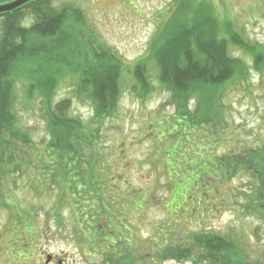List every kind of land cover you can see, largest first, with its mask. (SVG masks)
<instances>
[{
    "label": "rangeland",
    "instance_id": "374dc122",
    "mask_svg": "<svg viewBox=\"0 0 264 264\" xmlns=\"http://www.w3.org/2000/svg\"><path fill=\"white\" fill-rule=\"evenodd\" d=\"M209 1L220 28L219 32L217 28L214 31L220 36L225 32L229 39L228 55L242 61L243 74L235 75L237 67L234 79L222 89L219 107L211 109L207 105L201 116L195 117L196 100L191 98L186 108H178L173 92L161 86L159 68L149 54L157 31L179 0H52L56 9L69 5L81 13L85 22V30L81 27V31L90 35L92 43L83 48L69 46L66 71L60 67L63 73L56 76L53 72L56 82L47 89L46 96L39 93L40 86L35 82L31 91L28 89V80L41 77L32 63L28 65L31 72L23 76L21 70L17 72L13 113L18 129L25 131L30 140L22 143L18 140L14 147L11 144V152L2 150L7 152L6 156L13 154L24 161L27 170L11 163L13 159H0V264H40L38 259L44 251L63 258L65 264H194L187 258L164 256L168 244L183 241L188 245L190 237L200 230L196 224L198 217L186 222L174 220L171 207L166 205L167 200L177 199L178 188L176 181H169L173 163L167 161L164 151L173 145L187 147L186 136L177 135V130L184 129V123L190 121V128L185 129L192 130L194 126L195 133L189 135L192 137L189 145L197 142L198 147L204 146L218 155L228 153V147L235 144L237 152L239 147H264V73L254 68V56L232 41L240 42L234 38V28L248 42V47L257 46L260 59L264 57V0ZM34 20L29 14L22 23L29 26ZM80 37L84 39V34ZM103 50L114 55L112 59L122 73L121 94L115 114L94 123L93 104L77 95V77L64 72L73 73L74 62L84 55H103ZM49 62L47 65L51 67L53 63ZM138 65L152 85L146 96L133 89L135 81L129 69ZM48 97L54 107L68 100L63 106L64 114L89 124L90 128H98L90 138V147L81 148V153L93 156L100 170L109 172L106 186L109 193L103 192L109 212L103 219L100 213L101 217L95 220L97 224L99 221L107 224L104 223L105 231L95 241L85 233L84 218L88 211L83 209L93 205L92 212H99L101 205L96 195L91 194L92 203H87L90 197H82L84 202L72 208L60 196L58 187H53L52 180L49 182L51 175L47 178L37 172L41 169L37 152L46 153L43 149L52 137L45 107ZM9 141L14 142L10 138ZM176 165L180 166L178 161ZM250 185L249 178L235 175L230 187L222 188L219 202L214 203V208L220 211L205 213L201 229L228 237L243 249L245 261L261 264L264 263V210L258 213L245 210L244 192H249ZM146 189L150 191L142 200L144 204L134 207L133 201L138 198L140 202V194ZM211 205V202L207 204ZM20 219L25 222L21 224ZM111 232L114 248L104 237V233L111 235ZM119 232L125 236H118ZM120 246L125 249L123 257H109ZM200 253L195 252L194 258H199ZM197 264L212 263L199 260Z\"/></svg>",
    "mask_w": 264,
    "mask_h": 264
},
{
    "label": "trees",
    "instance_id": "16d2710c",
    "mask_svg": "<svg viewBox=\"0 0 264 264\" xmlns=\"http://www.w3.org/2000/svg\"><path fill=\"white\" fill-rule=\"evenodd\" d=\"M12 1L14 0H0V5ZM195 1L179 0L157 31L149 54L159 68L161 86L173 92L172 96L178 108H186L191 98L195 99L197 109L194 116L200 114V117L207 105H210L211 109L212 106L219 107L218 101L221 100L222 89L226 82L234 79L236 68L238 67V73L235 74L237 77H241L243 71L242 61L232 59L228 55L229 39L225 32H221L222 36L218 33L220 30L217 27L218 18L211 10V1L198 0L197 6ZM51 2L52 0H31L14 10L0 13V159L4 157L13 159L10 160L11 163H15L18 167L23 166L26 170L27 165L16 155L6 156L7 152H11L12 146H17L18 140L21 143L30 140L25 131L18 129L13 113L14 85L19 79L17 72L21 70V76L31 72L28 65L32 63L41 77L28 80L30 81L28 89H32L35 82L40 86L39 93L46 96L47 89L56 82L53 72L56 76L63 73L59 70L60 67L66 71V61L69 58L65 55L69 53L68 50L70 51L69 46L74 44L83 48L92 43L89 39L90 35L81 31V27L85 30V22L78 10L69 5L56 9ZM29 14H32L35 20L27 26L22 21ZM233 33L236 36L234 38L240 42L232 41L248 50L254 56V68L264 73V57L260 59L257 46L248 47V42L244 41L234 28ZM83 34L84 39H81L80 36ZM44 50H47V53H44ZM102 52L105 56L84 55L81 60L78 59L79 62H74L73 73L70 70L64 72L77 77V95L85 97L93 104L94 123L102 121L100 118L104 116L109 118L115 114L121 94L122 73L112 59L114 55L105 50ZM47 61L53 63L51 67L47 65ZM139 68L138 65L132 70L129 69L135 81L133 89L142 96H146L150 93L152 85L148 76ZM67 103H69L68 100H63L54 107L51 105V97L45 101L52 137L43 149L46 153L37 152L36 158L39 159L37 161L41 168L37 172L47 178L51 175L48 178L49 182L52 180L53 187H58L60 196L66 199L72 208L84 202L82 197H90L87 203H92L91 196L96 195L101 205L99 212H92L93 205L87 206L88 208L84 206L83 209L88 211L84 218L85 233L89 239L95 241L97 235L105 231L104 223L107 224L106 221L104 223L99 221L98 224L96 221L101 217L100 213L103 214L101 217L103 219L104 214L108 215L109 212L110 206L103 197V192L109 193L106 190L109 172L100 170V166L95 165L97 161L93 160L90 153L84 151L81 153V148L83 150L86 146L90 147L89 142H92L90 138L92 139L98 128H90L89 124L87 126L80 120L64 114L63 106ZM184 120L189 121L186 117ZM177 123L180 122L177 121ZM190 123L191 121L184 123L185 128H190ZM185 128L177 130V135L186 136L187 147L184 148L181 144L173 145L170 150L164 151L167 161L173 163L170 166L172 176L169 181H176L178 188L175 190L177 199L167 200L166 205L171 207L174 220L186 222L198 217L196 224L203 231L194 233L188 245H184L183 241L176 245L168 244L164 250V256L169 255L176 259L187 258L194 264H197L199 260L212 264H251L249 260H244L241 251L243 249L234 241L201 229L202 217L205 213L220 211L214 208L216 206L214 203L219 202L222 188L230 187V182L235 175H243L251 181L249 192H244L247 198L245 210L248 213L264 210V147L256 149L239 147L237 152L234 143L235 145L228 147V153L218 155L214 150L206 149L204 146L198 147L197 142L189 145L192 141L189 135L195 133V127H191L192 130L188 131ZM171 131L173 130H170V133ZM9 138L14 142H10ZM74 141L77 143H73ZM225 145L228 143L226 142ZM176 161L180 166L176 165ZM2 163L5 165L4 162ZM92 165L95 168H92ZM35 174L36 172L33 171V177ZM42 176L38 179L41 180ZM48 180L45 183H48ZM149 191L150 189H146L143 194H140V197L142 196L140 202L138 198H135L134 207L144 204L142 200ZM209 202L211 206H207ZM5 206L11 207L6 203ZM20 221L22 224L25 219ZM111 235L104 233L109 246L112 245L114 248L115 238L112 232ZM118 236L124 237V232H119ZM116 250L117 252H113L109 257H123L124 247H116ZM195 252H201L200 255L198 254L199 258H194Z\"/></svg>",
    "mask_w": 264,
    "mask_h": 264
},
{
    "label": "flooded vegetation",
    "instance_id": "af4514ba",
    "mask_svg": "<svg viewBox=\"0 0 264 264\" xmlns=\"http://www.w3.org/2000/svg\"><path fill=\"white\" fill-rule=\"evenodd\" d=\"M41 258L38 259L40 264H65L63 258L50 254L48 251H44L41 254ZM34 264H37V262Z\"/></svg>",
    "mask_w": 264,
    "mask_h": 264
},
{
    "label": "water",
    "instance_id": "95a60500",
    "mask_svg": "<svg viewBox=\"0 0 264 264\" xmlns=\"http://www.w3.org/2000/svg\"><path fill=\"white\" fill-rule=\"evenodd\" d=\"M31 0H14L12 2L0 5V13L14 10Z\"/></svg>",
    "mask_w": 264,
    "mask_h": 264
}]
</instances>
